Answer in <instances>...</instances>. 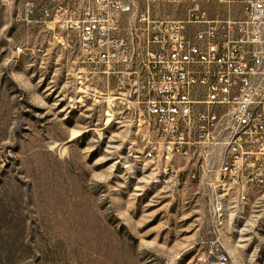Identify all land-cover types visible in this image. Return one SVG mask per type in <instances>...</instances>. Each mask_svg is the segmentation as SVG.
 <instances>
[{
    "label": "rangeland",
    "instance_id": "374dc122",
    "mask_svg": "<svg viewBox=\"0 0 264 264\" xmlns=\"http://www.w3.org/2000/svg\"><path fill=\"white\" fill-rule=\"evenodd\" d=\"M21 7L0 0V264H193L201 187L153 180L132 68L84 62ZM246 191L224 193L240 212L222 239L232 264H264V185Z\"/></svg>",
    "mask_w": 264,
    "mask_h": 264
},
{
    "label": "built area",
    "instance_id": "2783aa9c",
    "mask_svg": "<svg viewBox=\"0 0 264 264\" xmlns=\"http://www.w3.org/2000/svg\"><path fill=\"white\" fill-rule=\"evenodd\" d=\"M18 1L21 18L43 24L84 62L132 68L157 135L148 149L153 180L191 174L212 233L197 242L195 264H229L217 189L241 200L247 187L264 185V0ZM156 146L176 149V157L156 158ZM196 159L207 161L208 174ZM239 212L229 204L230 219Z\"/></svg>",
    "mask_w": 264,
    "mask_h": 264
},
{
    "label": "bare ground",
    "instance_id": "6f19581e",
    "mask_svg": "<svg viewBox=\"0 0 264 264\" xmlns=\"http://www.w3.org/2000/svg\"><path fill=\"white\" fill-rule=\"evenodd\" d=\"M156 158H166L176 157V149H170V147L159 146L155 151ZM153 170L157 171V163H153ZM196 166L199 169L200 174H208V163L203 159H196ZM165 170L167 171H176V163H165ZM155 180H165V178H155ZM166 180H174V176H167ZM184 180H191V174H184ZM247 197V192L241 194V199ZM226 204L224 203V189H217V216L220 217L219 229L222 234L224 228L228 222V210ZM221 249L224 253V256L228 258L229 264H232V258L230 253L226 250L225 243L222 239L221 241ZM201 251H197L196 253H200ZM177 255V254H176ZM181 258V254H178L173 258V264H176L177 261ZM193 264H195V256L193 258Z\"/></svg>",
    "mask_w": 264,
    "mask_h": 264
}]
</instances>
